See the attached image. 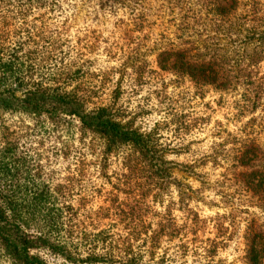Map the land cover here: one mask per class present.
I'll return each mask as SVG.
<instances>
[{"label": "rangeland", "instance_id": "374dc122", "mask_svg": "<svg viewBox=\"0 0 264 264\" xmlns=\"http://www.w3.org/2000/svg\"><path fill=\"white\" fill-rule=\"evenodd\" d=\"M136 1L139 3L135 6ZM63 2L65 13L61 15L49 7H29L18 15L11 7L0 4V33L8 41H25V36L30 35V41L25 42L32 74L46 80L57 74L54 65L65 61L67 47L75 45L81 59L76 60V67H82V74L73 80L67 78L66 89L76 91L88 108L111 106L118 121L130 123L141 133L153 130L159 143L175 149L166 151V159L192 166L194 175L173 169L172 176L193 191L194 200L188 202V207L202 220L197 235L201 239L217 237L219 241L213 264H244L241 236L252 220L264 231V201L259 206L255 198L234 182L230 158L237 143L250 140L261 148L264 165V42L258 45L222 39V33L227 38L233 33L232 28L214 26L209 21L211 14L197 0H181L180 8L175 9L166 0H131L135 6L131 12L124 9L112 15H103L98 0ZM234 18L243 22L242 35L245 30L264 29V0H239ZM207 24L211 25L209 34L215 38L213 45L217 53H225L229 59H235L244 50L262 51V59L253 69L263 78V90L254 111L242 101L239 86L233 90L215 89L156 68L159 51L188 46L199 37L196 29ZM55 42L60 47L53 49ZM115 90L118 96L113 99ZM67 121L53 127L44 117L36 119L1 111L0 146L16 144L19 156L30 160L31 165H40L42 173L50 174L53 183L74 187L84 185L75 164L82 157L83 167L80 166L87 170V178L96 181L95 189L87 185V191L73 195L66 203L81 211L79 220L88 231L91 227L108 230L116 237L125 231L109 227L116 218L97 220L95 212L114 195L122 200L126 194L99 182L96 163L102 140L90 133L81 134L74 119ZM117 168L116 160L110 158L107 175L112 176ZM71 174L75 181L69 179ZM151 191L142 197L134 196L148 206V220L143 216L148 221V235L167 209L175 220L182 216L174 187L160 191L157 200ZM140 193L132 191L135 195ZM61 240L68 243V250L75 251L72 257L80 258L93 247L90 242ZM162 249L160 244L157 252L161 253ZM39 255L47 264L66 263L46 251H40ZM0 264H13L1 249ZM185 264H190L189 258Z\"/></svg>", "mask_w": 264, "mask_h": 264}, {"label": "trees", "instance_id": "16d2710c", "mask_svg": "<svg viewBox=\"0 0 264 264\" xmlns=\"http://www.w3.org/2000/svg\"><path fill=\"white\" fill-rule=\"evenodd\" d=\"M197 1L201 8L209 11V21L214 26L232 28L233 33L228 38L222 33V39L258 45L264 42V29L245 30L242 35L243 22L234 18L239 0ZM138 3L134 2L135 6ZM166 3L175 9L180 8L181 0H166ZM0 4L11 7L18 15L28 11L29 7H49L55 14L65 13L63 0H0ZM134 7L131 0H98L103 15L124 9L131 12ZM200 27L196 29L198 39L188 46L159 51L155 58L156 68L215 89L233 90L239 86L242 101L254 111L263 90V78L253 69L262 59V51L244 50L235 59H229L227 54L217 53L213 45L215 38L209 34L211 25ZM25 41H30L29 34ZM25 41H8L6 35L0 33V112L20 113L36 119L44 117L53 127L74 119L81 134L90 133L100 138L102 147L96 163L99 182L110 184L126 195L122 200L117 195L108 199L104 207H97L95 216L97 220L114 217L116 219L110 221L109 227L125 231L116 237L108 230L91 227L88 231L79 220L81 211L66 203L73 195L80 196L87 191V185L89 189H95L96 181L87 178V170H82V157H78L75 164L84 185L74 187L53 183L51 175H44L40 165H31L30 160L19 156L16 144L0 146V249L5 256L13 264H47L39 255L40 251L67 264H185L187 258L190 264H213L219 241H216L217 237H198L202 220L188 207V202L194 200L193 191L172 176L173 169L194 175L192 166L167 160L166 151L175 149L159 143L153 130L141 133L130 123L118 121L111 106L88 108L76 91L66 89L67 78L73 80L82 74V67H76V60L81 59L77 57L80 53L75 45L67 47L66 58H62L65 61L60 60L54 65L57 74L46 80L32 74L34 70L27 59L29 51ZM53 46L56 49L60 44L55 42ZM117 96V90L113 91V99ZM261 157V148L244 140L235 145L230 158L232 179L255 198L259 206L264 201ZM110 158H114L118 166L112 176L106 172ZM69 179L76 180L73 174ZM200 184L203 183L200 181ZM170 187L176 190L182 216L175 220L167 209L148 235V221L143 219L145 215L148 220V206L135 197H142L152 190V197L157 200L160 191ZM134 190L141 193L132 194ZM95 193L96 190L92 192L93 197ZM62 238L69 243L73 240L81 244L90 242L93 247L80 258L72 257L75 251L68 250V243ZM241 238L244 264H264L261 225L250 221ZM160 244H163L161 253L157 252ZM95 250L99 251L96 253Z\"/></svg>", "mask_w": 264, "mask_h": 264}]
</instances>
